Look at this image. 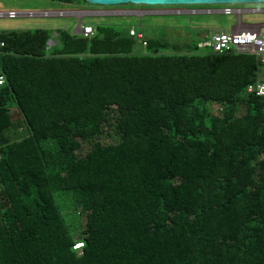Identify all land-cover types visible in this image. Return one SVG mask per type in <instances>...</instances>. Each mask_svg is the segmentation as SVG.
<instances>
[{"label":"trees","instance_id":"trees-1","mask_svg":"<svg viewBox=\"0 0 264 264\" xmlns=\"http://www.w3.org/2000/svg\"><path fill=\"white\" fill-rule=\"evenodd\" d=\"M93 28L0 30V264H264V67Z\"/></svg>","mask_w":264,"mask_h":264},{"label":"rangeland","instance_id":"rangeland-1","mask_svg":"<svg viewBox=\"0 0 264 264\" xmlns=\"http://www.w3.org/2000/svg\"><path fill=\"white\" fill-rule=\"evenodd\" d=\"M264 8V4H227V5H172V6H148L122 4L114 6H104L89 4L85 0H70L63 2L59 0H0V13L14 11L16 13H41L43 11H84L89 12L80 16L81 23L92 26H110L115 30H128L130 26H135L145 34V38H166L174 42L197 43L209 38L212 30L223 29L230 31L237 25L238 17L244 24H254L264 22L263 12L242 13H204L190 12L182 9L199 8ZM149 8H175L178 13H148L137 14L129 11H137ZM78 22L77 15H32L8 17L0 15V30H34L44 28L50 31L51 36L55 30L64 29L73 33ZM264 33V26L262 27ZM80 35L79 33H75ZM139 43V41H138ZM53 49L54 44H48ZM134 52H144L146 47L140 43L134 45ZM208 49V48H206ZM264 73V68H261ZM85 151V149L83 150Z\"/></svg>","mask_w":264,"mask_h":264},{"label":"built area","instance_id":"built-area-1","mask_svg":"<svg viewBox=\"0 0 264 264\" xmlns=\"http://www.w3.org/2000/svg\"><path fill=\"white\" fill-rule=\"evenodd\" d=\"M264 10V9H263ZM230 7L223 8V13H232ZM47 15V13H43ZM8 17L16 16V12L9 11L6 14ZM78 33L84 37L91 36L94 28L91 24H83L80 22L77 28ZM130 36H133L139 43L144 46L146 44L143 33L135 26H130L128 29ZM0 45H3L1 42ZM197 47L200 50H209L212 53H243L250 54L256 57L258 62L264 67V33L257 29V26H244L240 22L231 30L225 31L212 30L209 38L205 41H198ZM208 48V49H206ZM4 83V76L0 75V84ZM247 92H254L257 96L264 97V76L261 75L256 81L247 86ZM81 243H76L74 247L80 246Z\"/></svg>","mask_w":264,"mask_h":264},{"label":"water","instance_id":"water-1","mask_svg":"<svg viewBox=\"0 0 264 264\" xmlns=\"http://www.w3.org/2000/svg\"><path fill=\"white\" fill-rule=\"evenodd\" d=\"M89 4L95 5H104V6H114V5H122V4H134V5H148V6H172V5H227V4H264V0H85ZM264 8H248L246 11L249 12H263ZM84 12V11H82ZM193 12V11H191ZM223 13V9H218L216 12L210 13ZM89 13V12H85ZM209 13V12H204ZM232 13H236L233 11ZM7 13H0V15H6ZM43 13H16L21 16H34V15H42ZM238 14V13H236ZM44 15V14H43ZM239 16V14H238ZM238 22H240V17H238ZM237 22V23H238ZM80 25V19L77 22L76 27L78 28ZM251 25H255L259 27V31L261 32L262 26H264V22L262 23H254ZM75 33H78L77 31ZM53 43V39L50 38L48 40V44Z\"/></svg>","mask_w":264,"mask_h":264},{"label":"flooded vegetation","instance_id":"flooded-vegetation-1","mask_svg":"<svg viewBox=\"0 0 264 264\" xmlns=\"http://www.w3.org/2000/svg\"><path fill=\"white\" fill-rule=\"evenodd\" d=\"M218 9H221V8H214V7L213 8H211V7L210 8H199V9H193L192 8V9H182L179 12L190 10V12L193 11V12H209L210 13V12H216ZM247 9L231 8L232 11H235L238 14L242 13L243 11H246ZM129 12L137 13V14L166 13V12L167 13H169V12L170 13H178L177 11H175V8H156V9L155 8H152V9L149 8V9H143V10H137V11H129ZM241 24L244 25V26L251 25V24H244V23H241ZM253 26H255V25H253ZM257 28L259 29L258 26H257ZM261 30H262V28H261ZM142 33H143V31H142ZM143 36H145L144 33H143ZM168 40H170V39H168Z\"/></svg>","mask_w":264,"mask_h":264},{"label":"crops","instance_id":"crops-1","mask_svg":"<svg viewBox=\"0 0 264 264\" xmlns=\"http://www.w3.org/2000/svg\"><path fill=\"white\" fill-rule=\"evenodd\" d=\"M41 13H47V15H77L78 16V20L80 19V16L82 14H85V12H82V11H63V10H60V11H57V12L56 11H51V12L43 11ZM84 24H87V23H84ZM55 31H54V34L56 35ZM76 31L78 32L77 27H75V29L73 30V33L75 34ZM261 32H262V30H261ZM51 44H53V43H51Z\"/></svg>","mask_w":264,"mask_h":264}]
</instances>
